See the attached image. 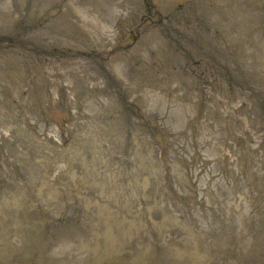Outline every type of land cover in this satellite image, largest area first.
<instances>
[{
    "label": "rangeland",
    "instance_id": "374dc122",
    "mask_svg": "<svg viewBox=\"0 0 264 264\" xmlns=\"http://www.w3.org/2000/svg\"><path fill=\"white\" fill-rule=\"evenodd\" d=\"M0 264H264V0H0Z\"/></svg>",
    "mask_w": 264,
    "mask_h": 264
}]
</instances>
